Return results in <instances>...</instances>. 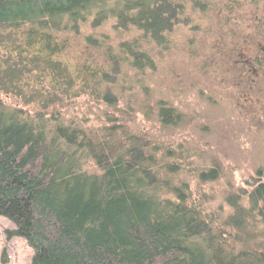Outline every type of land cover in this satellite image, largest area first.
<instances>
[{
	"label": "trees",
	"instance_id": "obj_1",
	"mask_svg": "<svg viewBox=\"0 0 264 264\" xmlns=\"http://www.w3.org/2000/svg\"><path fill=\"white\" fill-rule=\"evenodd\" d=\"M244 5L264 19V0H0V217L28 264H264V166L218 221L183 177L189 149L135 128L125 99L149 92L143 73L176 27ZM256 23L253 47L221 52L251 101L264 96ZM81 96L100 106L91 124L65 110ZM171 105L147 98L144 117L178 125ZM212 165L197 167L201 183L221 177Z\"/></svg>",
	"mask_w": 264,
	"mask_h": 264
},
{
	"label": "rangeland",
	"instance_id": "obj_2",
	"mask_svg": "<svg viewBox=\"0 0 264 264\" xmlns=\"http://www.w3.org/2000/svg\"><path fill=\"white\" fill-rule=\"evenodd\" d=\"M252 11L249 5L215 8L213 18L200 22L196 30L194 23L176 27L166 46L158 50V66L143 73L149 92L140 86L125 89V99L132 98L138 109L131 122L135 128H142L167 146L182 143L189 149L183 160L191 171L183 172V177L197 192L205 212L217 216L218 221L230 211L225 201L228 191L250 187L256 170L264 166V96L247 99L237 85L235 70L229 69L221 53L227 54L235 45L253 47L256 22L261 23L259 31L264 33V19L256 20L257 11ZM69 53L73 64L79 48ZM147 98L153 103L165 99L181 112L182 121L162 126L155 113L146 120L143 102ZM99 108L94 100L81 96L65 110L71 116H86L91 124ZM87 163L93 168L90 161ZM213 163L219 164L221 177L201 183L197 167L207 169ZM14 228L13 222L0 217V264H28L32 260L33 250L27 242L9 234Z\"/></svg>",
	"mask_w": 264,
	"mask_h": 264
}]
</instances>
